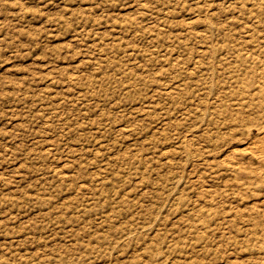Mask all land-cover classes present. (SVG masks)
<instances>
[{"label":"rangeland","instance_id":"374dc122","mask_svg":"<svg viewBox=\"0 0 264 264\" xmlns=\"http://www.w3.org/2000/svg\"><path fill=\"white\" fill-rule=\"evenodd\" d=\"M264 0H0V264H264Z\"/></svg>","mask_w":264,"mask_h":264},{"label":"bare ground","instance_id":"6f19581e","mask_svg":"<svg viewBox=\"0 0 264 264\" xmlns=\"http://www.w3.org/2000/svg\"><path fill=\"white\" fill-rule=\"evenodd\" d=\"M246 147L251 152L259 153L261 157H264V135L251 138Z\"/></svg>","mask_w":264,"mask_h":264}]
</instances>
